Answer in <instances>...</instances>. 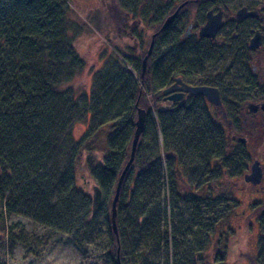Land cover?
I'll use <instances>...</instances> for the list:
<instances>
[{
    "label": "trees",
    "instance_id": "obj_1",
    "mask_svg": "<svg viewBox=\"0 0 264 264\" xmlns=\"http://www.w3.org/2000/svg\"><path fill=\"white\" fill-rule=\"evenodd\" d=\"M70 1L0 0V201L5 215H22L60 233L87 230L90 241L98 234L101 214L111 264H203L198 260H203L205 243L189 239L197 240L205 232L208 237L207 229H213L219 215L214 206L228 203L227 192L218 191L217 182L241 177L250 159L243 150L229 149L202 102L161 109L157 93L175 68L198 71L206 65L208 51L181 43L185 24L175 20L154 38L141 76L148 49L141 40L139 57L131 63L139 83L120 82L126 76L123 69L107 78L106 72L100 75L92 100L97 128L73 141L71 126L88 109L76 106L68 87L85 68L74 48L78 26L71 22ZM174 2L164 3L158 25ZM192 5L182 12L194 9ZM207 44L214 49L210 41ZM112 59L105 62L119 65ZM139 118L143 130L119 191L114 234L111 201ZM101 129L107 151L97 160L91 144ZM83 154L80 167L93 176L102 194L94 213L88 196L80 200L82 192L74 186ZM257 212L260 235L253 264H264V206ZM0 228L4 233L3 223ZM226 248L213 247L211 264L225 261Z\"/></svg>",
    "mask_w": 264,
    "mask_h": 264
},
{
    "label": "rangeland",
    "instance_id": "obj_2",
    "mask_svg": "<svg viewBox=\"0 0 264 264\" xmlns=\"http://www.w3.org/2000/svg\"><path fill=\"white\" fill-rule=\"evenodd\" d=\"M143 1L140 0L137 3H134V0L133 2L129 0L70 1L69 8L72 12V18L70 17L72 21H70L78 26L74 37V48L84 61L85 68L68 87H70L71 94L75 98L76 106L78 108L83 106V109H88V112L84 110L71 126L70 132L73 141H79L84 134H91L97 128L98 118L97 115H94L92 100L95 99L96 89L102 82L101 78L98 80L100 75H105L106 72L107 78L114 76L117 69H123L122 72L126 76L124 75L120 82L133 79L137 84L139 83L138 77L131 67L132 59L139 57L136 48L141 40L145 41L146 48L149 47L151 36L160 27V24L154 23L155 19L162 13V10L159 9L163 8V6H159V0L153 2L155 4L153 7H147L151 3L150 1L142 4ZM222 1V5L225 7L224 10L228 14L225 19V28H230V32L234 31L242 35L239 36L238 41L231 43L230 48H238L243 38L253 32L257 23L248 22L236 28L233 27L235 11L242 5L256 10L264 9V0ZM121 12L133 14L136 18H130L129 15L127 20H122L118 17L121 16ZM194 12L187 13L189 14V22L183 24V32L186 31L188 25L193 26V30L197 31V28L202 24L205 10ZM224 31L225 29L221 31L219 39L223 37ZM198 45L203 50L208 51L209 62L206 65L204 64L202 68H198V71H192L186 80H202L213 85L216 84L220 89L228 90L223 88V85H228L229 80L232 81V77L229 72L230 68L227 66V60L224 62L218 61L220 54L223 53L219 52L220 47L215 46L214 49H210L205 42H198ZM109 58L119 61L120 66L114 65L113 61L111 63L105 62V59ZM241 75H243V72H241ZM222 92L226 99H224L223 105L227 111H230L229 109L233 105L231 103L232 92ZM149 97L147 95L146 99L149 100ZM168 105V102H165L158 105V107L165 109ZM151 114L155 119L154 112ZM217 123L225 127V123L221 119L217 120ZM254 142L255 146L252 149L249 146L245 150L250 159L248 164L250 165L252 160L257 159L264 166V139L257 136ZM91 147L97 160H100L107 151L105 130H99V134L95 137ZM230 150L240 151L239 148ZM85 157V154H83L79 168L74 174V186L76 191L82 192L80 200L88 196V201L91 204L92 188L95 186V182L93 176L80 167ZM63 166L68 171V164L66 163ZM217 183L218 191L221 193L222 191L227 192V195L224 196L228 198V203L222 201L223 203L218 202L214 206V213L219 215L213 229H207L208 237H206L205 232L199 235L197 240L189 239L193 243L194 241L205 243V249L201 256L203 260H198V262L211 264L213 247L221 248L226 245V258L221 264H253L260 235L259 212L257 210L264 206V192L255 191L247 186L243 182L242 176L221 179ZM208 185L213 187L212 183ZM207 187L209 186H205V193L208 191ZM254 203H258V205L255 206ZM182 204L185 205V203ZM227 204L230 205V208L225 210ZM101 216V214L97 216L99 227L97 226L96 231L98 234H92L89 241L86 236L87 230L83 232V230L76 231L72 229L69 232L60 233L35 224L22 215L7 217L4 212L3 201H0V226L1 223L4 226V233L0 228V264H111L105 253L107 239L106 235L103 234V217Z\"/></svg>",
    "mask_w": 264,
    "mask_h": 264
},
{
    "label": "flooded vegetation",
    "instance_id": "obj_3",
    "mask_svg": "<svg viewBox=\"0 0 264 264\" xmlns=\"http://www.w3.org/2000/svg\"><path fill=\"white\" fill-rule=\"evenodd\" d=\"M129 1L133 2V0H129ZM139 1L140 0H134V3H137ZM147 1L151 2L150 5H148L147 7H153L155 5L153 2H155L156 0H144L142 4H144V2ZM159 1H160L159 6H163V8L162 9L158 8L159 10H162V13L160 16H158L155 19L154 22L155 24L158 23L163 13L165 12L164 3L167 2L168 0H159ZM172 2L174 1L172 0ZM222 2H223L222 0H176V2H174L175 4L174 9L171 11V13L165 16V18L162 20L160 27L169 16H171L177 9H179V7L181 8L178 10L177 15L175 16L172 23L175 22V20H177V22L181 21L182 23L185 24L189 22V14L187 13L191 14V13H195L194 11L202 12L205 10L203 14L202 24L197 28V31L193 30V26L188 25L186 27V31L184 32L182 31L180 35V41L181 43L191 44L194 46L197 45L198 42H205L207 44V42L210 41V43L220 47L219 52H223V53L220 54V58L218 59V61L224 62L227 60V66L230 68L229 72L231 73L230 76L232 77L233 83L231 80H229L228 85L221 84L224 86L223 88L228 89L225 90V89H220L219 87L216 86V84L213 85L202 80L187 81L186 80L187 77H189V74L192 73L193 70L188 68H184V69L175 68V71L171 72L165 88L161 89L159 93H157L160 97V101L158 105L168 102L169 105L167 108L174 109V107L180 104H185L187 101L202 102L206 109V114L208 118L222 130L226 138L229 149L239 148L240 151L243 150L245 152V150L249 148V146L250 149H252L255 146L254 141L257 136L259 137L261 136L262 139H264V112H262L260 108L255 113H250L248 110L249 104L260 106L262 103H264V9L256 10L254 8H249L247 6L242 5L235 11L233 27L236 28L237 26H240L248 22H256L257 26L255 27L253 32H250L249 35L243 38V41L242 43L239 44L238 48H230L232 46L231 43L234 41L235 42L238 41L239 40L238 38H240L239 36L242 35L234 31L230 32L231 31L230 28H229L230 30L228 28H225L226 27L225 19L228 14L225 12L224 10L225 7L224 5H222ZM191 3L193 4L192 6H195V8L187 10L185 12L186 14L182 12V9H184V7H186ZM243 8L246 9V13L256 12L257 13L256 16L238 19L237 12ZM209 12H211L212 15H216L219 13L221 15V21L223 22V25L218 31L215 40L200 38L198 35L199 29L205 24L206 15ZM121 13H122L121 16L118 15L117 16L122 20H127L130 14H126L123 12ZM132 17H134L133 14L130 15V18ZM160 27L158 28L157 31H155L154 33L156 34L155 37L160 33L159 32ZM224 29L225 31L223 32V37L219 39L220 38L219 35L221 34V31ZM162 32L163 31H161V33ZM257 33H259L261 36V46L255 50L249 49L248 48L249 42L251 38L254 37ZM156 57L157 58H155V61H158L159 56H157V54ZM241 72H243V75H241ZM182 84L189 87H209V88L217 89L221 100V107L220 108L215 107L214 105L209 103L206 100V98L203 96H189L186 92H181L178 89L182 87ZM169 88H173L172 92L163 95V92ZM222 91L228 93L230 91L232 92L231 103H233V105L232 108L229 109L230 111H227L223 105L226 99ZM179 94H181L180 98L174 100L169 99L170 97H175V95H179ZM228 114H231V116ZM219 119L224 121L225 127L218 125L217 120ZM259 133L261 134L258 135ZM255 162H257L259 165L261 172V179L258 184L253 185L249 182H245L244 177L250 174L251 166ZM260 162L261 161H258L256 159V160H252L250 165L247 164V170L243 173L242 180L247 186L253 188L255 191L264 192V166H262ZM253 205L256 206L258 205V203H254Z\"/></svg>",
    "mask_w": 264,
    "mask_h": 264
},
{
    "label": "water",
    "instance_id": "obj_4",
    "mask_svg": "<svg viewBox=\"0 0 264 264\" xmlns=\"http://www.w3.org/2000/svg\"><path fill=\"white\" fill-rule=\"evenodd\" d=\"M181 7H179L180 9ZM177 9L171 16H169L162 26L159 29V32L164 31L174 20L175 16L177 15L178 10ZM256 12H248L246 13V9H241L240 11L237 12V18L242 19L245 17H254L256 16ZM223 22L221 21V15L218 13L216 15H212L211 12L207 13L206 15V21L205 24L199 29L198 35L200 38H205L209 40H215L216 35L220 28L222 27ZM155 35L151 37V43L148 47L147 54L144 57L142 61V71H141V76H143L145 67H146V60L149 57L152 47H153V40H154ZM261 46V36L259 33H257L254 37L251 38L248 48L255 50ZM179 82V81H178ZM173 88H169L163 92V95L169 94L172 92ZM181 92H186L189 96H203L206 98V100L214 105L215 107L220 108L221 107V100L219 97V93L217 89L214 88H209V87H189L186 85L182 84V87L179 88ZM181 94L175 95V97H170V100H174L177 98H180ZM262 112H264V103H262L260 106L254 105V104H249L248 105V110L250 113H255L258 109ZM143 130V124L141 122V118L138 119V126L135 131L134 139L131 143V149H130V154H129V159L127 163L125 164L124 168L122 169L121 174L118 177L115 191H114V196L111 201V209H110V220H111V228L114 234H116V226H115V218H116V205L118 201V196H119V191L121 188V185L123 183L124 177L129 170L130 166L133 163L134 160V155H135V150L138 142V138ZM261 179V172L260 168L257 162L253 163L251 166V171L250 174L246 175L244 177L245 182H249L253 185H256L260 182ZM102 203V194L101 191L97 186H94L92 188V196H91V208L92 212H96Z\"/></svg>",
    "mask_w": 264,
    "mask_h": 264
}]
</instances>
